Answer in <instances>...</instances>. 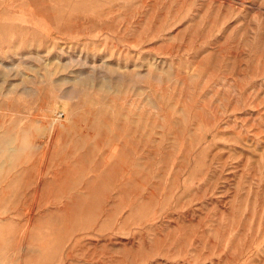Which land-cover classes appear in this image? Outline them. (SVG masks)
Masks as SVG:
<instances>
[{"label":"rangeland","instance_id":"1","mask_svg":"<svg viewBox=\"0 0 264 264\" xmlns=\"http://www.w3.org/2000/svg\"><path fill=\"white\" fill-rule=\"evenodd\" d=\"M0 264H264V0H0Z\"/></svg>","mask_w":264,"mask_h":264}]
</instances>
